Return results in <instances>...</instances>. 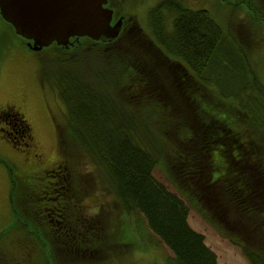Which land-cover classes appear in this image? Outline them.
Returning <instances> with one entry per match:
<instances>
[{
    "label": "trees",
    "instance_id": "trees-1",
    "mask_svg": "<svg viewBox=\"0 0 264 264\" xmlns=\"http://www.w3.org/2000/svg\"><path fill=\"white\" fill-rule=\"evenodd\" d=\"M170 1L150 10L151 37L123 20L114 40L48 47L63 59L53 85L65 109L57 127L62 166L39 174L41 186H26L20 203L23 234L50 264H140L146 248L156 257L168 250L162 264H216L188 225L190 210L247 264H264V87L226 80L224 71L237 80L246 63L221 25ZM238 9L264 26V0ZM222 102L231 103L223 107L229 118L205 110ZM5 111L1 132L29 150L25 118L14 106ZM234 115L259 123L256 142L232 129ZM155 169L174 192L153 178ZM10 179V206L20 212ZM88 196L95 213L86 210Z\"/></svg>",
    "mask_w": 264,
    "mask_h": 264
},
{
    "label": "rangeland",
    "instance_id": "rangeland-1",
    "mask_svg": "<svg viewBox=\"0 0 264 264\" xmlns=\"http://www.w3.org/2000/svg\"><path fill=\"white\" fill-rule=\"evenodd\" d=\"M135 1L125 0L120 6L111 8L114 10L111 24L113 25L120 18L125 21L130 20L132 23H137L143 33L151 37L148 20L149 12L153 8L151 4L153 0H150L148 5L141 6L131 3ZM180 1L189 9L209 12L221 25L229 44L240 53L243 62L246 63V66L242 63L244 66L241 68L242 72L239 79L235 80L228 77L225 71L223 72L224 78L230 83H256L264 87V26L258 24L257 21L261 20L238 9L239 6L243 9L247 0ZM250 1L258 2V0ZM28 42L17 36L14 30H11L7 25L0 23V107L8 104V106H14L18 109L31 129V144L35 145L36 143V146L39 147V156L36 158L33 156L31 146L29 150L15 147L6 138L5 133L0 132L1 264H50L47 258L44 259L43 252L36 242L23 234L21 226L26 220V215L20 202L26 186L31 187L32 190L41 186L43 178L39 174L46 175V171L52 170L54 172L60 165L62 166L57 149V127L63 124L65 120V109L58 91L53 85L63 59L58 51H54L55 47L32 51L27 46ZM52 45L63 48L57 46L56 43ZM229 104L231 103L222 102L220 107L215 110L209 107H206L205 110L225 119L230 117V113L223 107ZM234 117L238 123H233L232 129L239 134L242 133L244 142H256L259 123L254 125L248 118L242 119L237 115ZM5 120L0 119V121ZM10 175L13 177V185L16 188V206L20 212L18 210L12 212L10 206ZM152 175L169 192H174L159 170L155 169ZM96 196L93 197L96 198ZM89 199L88 196L85 200ZM87 204L90 205V208L86 210L90 214L92 210L95 213L96 204H91V200ZM22 219L24 220L22 221ZM187 222L192 230L204 237L205 245L216 254V264H247L240 250L226 239L221 238L194 211L190 210ZM140 235L142 236L141 232ZM148 250L151 251L152 248H146L145 252L138 253L136 260L138 263L162 264L161 259L163 257L171 256L166 249H161V257H156ZM131 253L135 257L137 252L134 250Z\"/></svg>",
    "mask_w": 264,
    "mask_h": 264
},
{
    "label": "water",
    "instance_id": "water-1",
    "mask_svg": "<svg viewBox=\"0 0 264 264\" xmlns=\"http://www.w3.org/2000/svg\"><path fill=\"white\" fill-rule=\"evenodd\" d=\"M107 0H0V17L32 51L53 43L67 49L71 38L114 40L122 19L113 25Z\"/></svg>",
    "mask_w": 264,
    "mask_h": 264
},
{
    "label": "flooded vegetation",
    "instance_id": "flooded-vegetation-1",
    "mask_svg": "<svg viewBox=\"0 0 264 264\" xmlns=\"http://www.w3.org/2000/svg\"><path fill=\"white\" fill-rule=\"evenodd\" d=\"M107 1H108L107 2V7L111 9V8H115V7L120 6L125 0H107ZM165 1H170V0H158V1L157 0H153L151 4L153 5V7H155L157 4L163 3ZM170 2H172V0ZM131 3L135 4V5H138V6L148 5L150 3V0H136L135 2H131ZM7 105H4L3 107H0V119H6L5 122L8 121L7 116H6L7 113L5 111V107ZM3 129L6 130V132H9L8 126H6V125L3 126ZM0 132H1V128H0ZM38 150H39V147L36 146V143H35V145L31 144V151L33 152V156L36 157V158L39 156Z\"/></svg>",
    "mask_w": 264,
    "mask_h": 264
},
{
    "label": "bare ground",
    "instance_id": "bare-ground-1",
    "mask_svg": "<svg viewBox=\"0 0 264 264\" xmlns=\"http://www.w3.org/2000/svg\"><path fill=\"white\" fill-rule=\"evenodd\" d=\"M2 130V129H1ZM31 144V143H30Z\"/></svg>",
    "mask_w": 264,
    "mask_h": 264
}]
</instances>
